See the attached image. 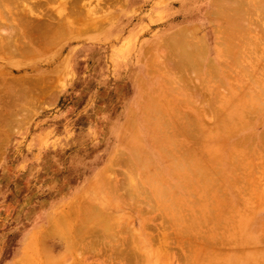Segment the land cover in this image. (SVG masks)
Here are the masks:
<instances>
[{"label":"rangeland","instance_id":"rangeland-1","mask_svg":"<svg viewBox=\"0 0 264 264\" xmlns=\"http://www.w3.org/2000/svg\"><path fill=\"white\" fill-rule=\"evenodd\" d=\"M116 1L118 0H103V3L108 5L110 10L104 12L105 14L103 11H99V13L94 12L95 14L91 20L93 24L86 28V32L81 36H74L65 39V41L61 40V42L57 43V46L53 47V50H50L42 59H22L19 63H16L17 65H15V67L11 68V72L6 70V72H10L9 74L12 77L25 78V76L27 77L35 74L34 70H36V66L33 65L38 63V70H47L50 72V77L52 76V79L54 77L53 80L57 77L62 85L59 87L56 86L57 88H54L52 92L48 91V94H46V92V95H42L45 96L42 98L43 100H40L41 98L39 97L37 99L39 102L36 100L34 104L37 105V107L33 105V109L30 107H22L23 110H18V108L14 110L12 108L13 111H9L11 107L15 108V105H11L9 109L7 105H4V107L0 105V110L3 111L4 109L3 113L0 114V264H15L17 259H19L17 260L19 264L23 262L26 263L27 261L31 263V260H34L35 257L38 260L37 254L28 251V249L32 248H27V245L25 246L24 244L29 233L37 231V234H40L47 231V215L49 208L56 205L63 207L64 204L68 203L74 196L79 194L88 184L95 180V176L103 167L105 168L108 166V160L112 156H115L117 153H122L124 157L121 163L109 165L107 167V169L110 170H107L108 177L115 178L112 183H117V180H119L121 185L124 186L122 188L125 189L126 186L123 182L126 184V176L132 174L133 178H135L136 175L133 174V171L129 172L127 170L128 167L124 164V160L125 158L127 159L128 154L130 155V153L133 152L126 146L124 141L122 142V136H124V139L129 138V140L133 141L137 135L139 140L141 139L142 146L146 148L149 131L144 127V122L141 119L140 110H142V107L139 106L138 108L137 106V103L143 102V99L142 97H138V90L133 87V82L135 79H140V77L142 79L152 78V80H155V84L152 88L149 89L145 87L148 93L149 91L152 92L151 89L153 88V90H158L163 87L164 89L168 88L169 86L167 82H165L166 80H163V62H167V58H171L170 52L177 51L183 55H190L191 59L188 63L190 66H186V73L184 72V75L189 74L192 79H189L191 83H188L189 86L191 85L190 88L194 87L192 89L197 90L203 97L201 104H203L205 99L216 98L215 93L217 91H219L218 96L220 97L218 103H216V99V101L214 100L216 107L221 103L220 98L222 97L229 99L231 95L238 96L243 93L245 95L247 92L251 97L254 93L249 90L255 89L258 91V88H256L257 86L252 87L253 82H251L250 85V81L255 80L254 85H256L258 84L257 80L260 82L264 78L262 77V75H264V72H262L264 71V20H262L263 22L261 20L258 21V16L260 12H264V8L262 11L259 10V8L255 9V6H264V0H243L245 1L243 6L237 5L236 7L232 4L231 7L229 6L227 8L228 15L231 14L235 18L240 17L239 9L242 11L241 14H243V10L249 8L251 14L250 15L248 12L249 16L255 18L257 21L252 20L249 25L251 31L249 30L248 34L241 33L236 29L237 36L234 40H229L222 36L221 45H216L215 51L213 50L215 46L213 41L214 24L208 22L207 17L203 14L211 10L212 7H214V11L218 9V6H220L218 1ZM61 2H63V0H49L48 4L43 5L40 9H44L56 19H61L64 13V10H61L63 6L59 5ZM82 2L90 4V7L92 6L93 9L99 0H81V3ZM56 8L61 11H58ZM263 12L260 17L264 19ZM182 25L193 27L195 32L185 36H175L173 34L174 31L169 33ZM92 26L93 29H91ZM233 26L235 27V23H233ZM236 28H241L240 23L236 24ZM132 29L135 30L136 36L126 40L129 36V32L133 31ZM123 41H126V43L124 44ZM197 42H202L205 45L207 44L201 49L203 52V50L207 48L204 50L205 53H202L200 49L196 48L195 43ZM232 42H235L239 47L232 48ZM122 43L124 45H122ZM142 47L147 48L151 52L147 54V61L146 59L142 61L138 57ZM120 48H122V50H120ZM157 49L159 52L154 54ZM217 51H227L228 54V57L225 59L226 61L219 66L212 64L214 59L218 57L217 53H215ZM199 52H201V54H199ZM45 61L48 62V64ZM1 65H3V63ZM224 69L227 73H230V76L226 78L223 76ZM221 72L222 74H220ZM259 72L261 75H256V73ZM196 75L198 76L197 78ZM191 76L194 77L192 78ZM263 81L264 79L261 82L263 83ZM244 86L247 88L244 89ZM240 90L244 91L239 93ZM226 91L229 92V94H225ZM49 95H51V97ZM172 95L176 98V105L174 104L173 107L171 106V109L174 111H171L170 118L175 114V120L182 117L183 121L185 120L192 125L190 129L192 132L191 137L195 135L193 142L196 141L197 143H194L196 144L194 147V144L191 142L193 139H191L190 142L193 144V149L198 152V156L203 158V161H198L203 163L204 159H209V149L217 135L215 131H204L206 128L209 129V125H213L210 124L213 118H211L210 123L209 119L208 122L206 119L208 116L209 118L213 117L211 116L212 112L205 111L207 117L203 114L204 117H199L200 121H198L196 109H194L197 102H186L185 99L182 100L180 95ZM247 96L244 97L247 99ZM260 97L259 101H262L260 104H264V95ZM177 99H181L183 103L178 104L177 102L180 100L178 101ZM259 101H257L258 107L260 106ZM198 102H201V99ZM208 102L205 101V103ZM211 102L213 103L212 100ZM201 104L198 105L201 106ZM131 108L134 111V118L130 127L122 131V124H124ZM6 111L8 113L10 112L7 114V117L3 115L6 114ZM261 111H257L259 112L257 114L254 113V116H250L254 117V119H252L253 117L250 119L255 125L253 131L256 133L264 131V110ZM216 116H221V114ZM250 126L252 127V124H250ZM13 128L14 130H10ZM219 129L221 131L226 130V128L222 127H219ZM212 135H214L213 138ZM187 139L181 141L183 145H180V147H186L187 141L189 140ZM142 140L145 141L143 142ZM121 144L124 145L122 146ZM187 145H189V143ZM196 146H198L197 150ZM188 147L189 146H187L186 149H188ZM124 154H126V156ZM252 162L255 167H257L256 171L253 170V172L247 170L248 167L244 165ZM214 163H218L219 167H215ZM225 164L226 157L223 160H213L210 166V168L215 167L216 173L218 172L217 176L215 175L216 173L214 174V171L210 170V172H213L214 177L220 178L219 180L216 179L217 181H223L222 184L225 185L223 186L225 190L221 189V182L215 181V187L212 188V186H210L212 191L215 190L213 192L210 191L211 194H209V189L205 191L201 185H198L201 191L199 187L195 189V191H187L185 194L186 196L184 195L185 197L182 196V198L187 199L188 196L187 201L197 198L196 201H199L202 199L201 196L203 194L202 200L205 205L202 208L197 207V210L200 208L202 212H204L208 205L207 212L209 213H206V215H209V218H212L213 215L214 217L219 215V217L223 218V226L220 225L222 221H219L220 223L217 225L211 224L208 220L209 223L207 222V224H205L206 228L204 227L206 230L204 228L202 229L204 234L209 231L215 234L219 233L218 237L220 238V236H222L221 238L223 240L226 235V241L234 243L227 245L225 244L227 242H224L225 245L222 247L219 240L215 241L212 248L214 251H218L215 252V254L219 253L218 256L214 254L216 263H246V259H250L248 257H264V250L256 253L252 248H264V241L260 240L261 237L264 238V205L261 204L264 202V151L257 155L255 154L254 157L252 155L247 157L242 165L244 169L242 170L239 168L241 174H238L239 176L236 175L239 178L242 173L244 174L242 175V178L244 177L243 179H241V177L239 178L241 181L239 185L236 182L238 180H232L234 185L233 182L229 180L233 175L231 174L230 168L233 164L228 169L226 168L228 165L226 164V166ZM135 166L138 167L137 165H134V167ZM235 166H237V164ZM154 167L157 168L160 166ZM235 168H238V166ZM239 169L238 172L237 169H235L236 174L240 173ZM244 170H247V172L245 173ZM234 171L232 169L233 173ZM247 173L248 177H245ZM219 174H221L223 178L220 177ZM236 176H234L235 179H237ZM227 179L230 181V185ZM246 180L247 182H245ZM212 181H214V179ZM224 181L226 183H224ZM108 183L111 184V181ZM217 183H219L218 188L221 190L219 191H224L225 195L224 193H220V195L218 193L219 191L217 192L216 189H214L217 188ZM213 184L215 183L213 182ZM144 185L146 186L147 184ZM120 190H122L121 186L119 191ZM123 190L122 192L125 193V190ZM207 191L210 197L213 196L211 198L207 196L210 200L205 196V192ZM175 192L177 193V191ZM106 193L107 195L105 196H100L98 194V200L108 202L110 196L108 192L104 194ZM194 193H196L197 196ZM177 194H179V192ZM192 195L195 198H193ZM206 199H208V201ZM202 200L200 201L202 202ZM209 201L210 203H215L209 206ZM110 211L113 216L119 217V220H127L130 227L132 226V220L136 217L135 212L133 210H128L124 204L112 206ZM229 213L231 214L232 223L235 220L237 221V224L234 222L237 229L234 223L232 226V223L228 222L231 221L229 220ZM159 215L155 214L156 217L154 216V221L152 222L157 224V228L160 225V228L157 230L155 226V229L153 223V227H150L148 232H155L153 234H156L159 231L158 233L161 234L160 230L168 226V224H165V226L161 228L166 220L165 222L163 221L164 223H161L165 217ZM224 222L230 223V225H225ZM239 222H243L245 226L249 224V226L244 229L242 225H238ZM260 222H262L263 225L257 224ZM252 224H256L255 227ZM239 226L242 228H238ZM222 227L226 229L228 233L223 232L225 230L222 229ZM137 228L138 225L135 222L127 246V249L135 253L133 264H162L161 258L158 257L159 254L155 250L157 242L155 241L153 245H148L142 231L137 230ZM257 228H259V230ZM168 229L169 231L171 230L170 228ZM59 230L58 232L60 234L61 232L63 233V228ZM58 232L56 231L57 235ZM171 232L172 230L169 233L173 236L170 237L172 247L169 243V250L173 248L180 252V242L173 245L176 236ZM54 234L55 233L52 235L54 236ZM53 236H49L47 240V249L50 253L53 252L55 256L65 255L64 244H59V242H57L59 241V237L57 238L55 235L54 238ZM182 238H178V240L181 241L180 239ZM249 241L252 244H248ZM193 243L198 244V242ZM36 246L37 245H34L32 247L36 248ZM176 246L179 247V249ZM245 246L248 250L250 247L253 250L247 251V248H245V251ZM231 247L233 252L228 253L227 249L230 248L231 250ZM237 247L239 250L244 249L243 252L245 251V253H250L248 255L245 254L246 256H240V254H237L234 250V248L237 249ZM175 250L170 251L177 254ZM24 253L25 257L23 255ZM41 253L44 258L43 252ZM214 255L210 257H214ZM178 256L179 255H177V257ZM31 257L34 258L32 259ZM104 257L105 255L101 256V258ZM21 258L23 261H21ZM73 258L75 259L76 257L73 256ZM88 258H92V256ZM206 258L208 257L204 259ZM25 259L28 260L25 262ZM36 259L33 262H35ZM92 259H89L88 262L90 263L92 261L91 263H96L95 258ZM179 259L177 261L178 264H190L186 262L184 258ZM76 260L81 259L76 258L73 260L71 258L70 260H66L67 262L65 261L64 264H73L72 262ZM29 262L27 263L29 264ZM33 262L31 264H33ZM250 264L254 263L251 262Z\"/></svg>","mask_w":264,"mask_h":264},{"label":"bare ground","instance_id":"bare-ground-1","mask_svg":"<svg viewBox=\"0 0 264 264\" xmlns=\"http://www.w3.org/2000/svg\"><path fill=\"white\" fill-rule=\"evenodd\" d=\"M48 1L49 0H0V63L1 64L3 63V65L0 64L1 65L0 103H3L0 105L3 107L4 105H7L8 109L11 107V105L12 106L15 105V108L11 107L9 111H11L12 108L14 110L17 108L18 110H23L22 107L25 108L30 107L31 109H33L34 106L37 107V105L34 104L39 97L41 98L40 100H43L42 98L45 96L42 95H46L49 93L48 91L52 92L54 88H57L60 85H62V83L59 81L57 77L56 79L58 80L56 79L53 80L54 77L52 79L51 78L52 76L50 77L49 75L50 72H48L47 70L45 71L42 70L43 72L41 70H38L37 69L38 63L33 65L36 66V70H34L35 74L27 77L25 76V78L23 76H20L23 78L12 77L9 74L12 70L11 68L15 67V65H17L16 63H19L20 60L22 59H28V58L42 59L47 55V53L50 50H53V47L57 46L56 44L61 42V40L65 41V39H69L74 36H78V35L81 36L84 32H86L85 29L90 27L91 24H93L91 20L93 19V16L95 14L94 12L99 13V11H103L104 13L107 12V10H110L108 8V5H105L103 3V0H99V2L96 3L93 9L92 6L90 7V4L88 3L85 4L84 2L81 3V0H63V2L59 4L60 6H63V8H65V9L61 8V10H64L63 18L56 19L52 17L50 13H47L44 9H40V7H42L43 5L48 4ZM216 1L220 3L218 9L214 11V7H212L211 10H209L207 13L204 12L203 14L207 17L208 22L214 24V28H213L214 29L213 41L215 44V46L213 47L214 51L217 47L216 45L218 46L221 45L222 36L229 40H234L235 37L237 36L236 29L241 33L243 32L245 34H248L250 30L249 29L250 23L252 22V20L253 21L256 20L255 18L249 16L250 14L249 8L244 9L243 14H241L242 11L239 9L240 11L239 18H235L231 14L228 15L227 8L229 6L231 7L232 4L236 7L237 5L243 6L245 2L243 0H234V1L216 0ZM258 8L259 10L262 11L264 6L261 5L255 6V9ZM262 12H260L258 16L259 18L258 21L264 20L263 18L260 17ZM233 23H235V27L233 26ZM238 23H240L241 28H236V24ZM93 26L91 27V29H93ZM172 32L175 36H185L190 33H194L195 29L193 27L182 25L177 27L176 30H172L169 33ZM135 33H136L135 30L129 32V36L126 40L130 39V37L131 38L135 37L136 36ZM123 43L125 44L126 41H123ZM123 43L122 45H124ZM203 44L204 43L202 42L201 43L197 42L195 43V46L197 49L201 50L203 46L207 45V44L206 45ZM231 45L232 48L239 47V45H237L235 42H232ZM120 50H122V48H120ZM204 50L203 52L205 53ZM158 52L159 51L157 49V51L154 54ZM201 52H199V54H201ZM149 53L151 52L147 48L142 47L141 50L139 51L138 57L142 61L144 59H146L147 61L148 58L147 54ZM215 53H217L218 57L214 59V61L212 59L214 63L212 61L211 62L212 64L219 66L226 61L225 59L228 57V54L227 51L226 52L217 51ZM170 54H171V58H167L168 59L167 62H163V66H164L163 77L165 78V79L163 78V80L164 81L166 80L165 82H167V85L169 86L168 88L164 89L163 86H162L163 88H159L158 90L156 89L153 90L154 89L153 88L151 89L152 92L149 91L148 93L147 92L148 90L146 91L145 87L149 89L152 88L153 85L155 84V80H152V78L142 79L139 76L140 79L139 78L135 79L133 82L134 83L133 87H135V89L138 90V97L140 98L142 97L143 99V102L137 103V106L138 108L139 106L142 107V110H140L141 119L144 122L143 124L144 127L146 128V130L149 131L147 136L148 141L146 143L147 144L146 148L142 146L140 141L141 139L139 140V137H137V135L135 136V139H133V141L129 140V138L124 139V136H122V142L124 141L126 146L130 148L131 152H133L130 153V155L128 154L127 159L125 158L124 160V164H126V167H128L127 170L129 172L133 171V174H135L137 177L135 176V178H133L132 174L127 175L126 173L127 175L125 178L126 184L125 182H123L124 185L126 186L125 189L122 188L124 186L121 185L119 180H117V183L116 182L112 183L115 178L108 177L107 170L108 171L110 170L107 169V167L109 165L111 166L113 164L121 163L122 160L124 159L122 153H117L115 156L109 158L107 164L108 166L105 168L103 167L102 170H100V172L95 176V180L90 184H88L87 187H85L79 194L74 196L68 203L64 204L63 207L60 205L51 206L49 208L47 215V224H48L47 231L40 234H37V231L30 232L24 242L25 246L27 245V248L28 247L32 248V249H28L29 252H34L35 254H37L36 256L39 259L37 260L35 257L36 264H64L66 260H70L71 258L73 260H75L76 258L81 259V260L73 261L72 262L73 264H133L135 253L127 249V246L129 243V236L131 232H133V225L135 224V222L138 225L137 230L142 231V234L145 237L148 245H153L155 241L157 242L155 250L159 254L158 257L161 258L160 260L162 261V264H178L177 261L179 258L182 259L184 258V260L186 262H189L190 264H217L216 259L214 258H216L215 255L218 256L219 253L215 254V252L218 251H214L212 248V245H214L215 241L219 240L220 245L222 247H224L225 244L227 245L234 244L226 241L225 234L223 240L221 238L222 236H220V238L218 237L219 233L215 234L214 232L209 231L206 232L207 234L206 233L204 234L202 232V229L205 227V224H207L208 220L210 221L211 224H217V225L221 221L222 222L220 223V225H222L224 221L223 218L219 217V215L217 217L216 216L214 217L213 215L214 218L213 217L209 218V215L208 216L206 215V213H209L207 212L208 205L207 207L205 206L206 208L204 212H202V209L200 208L197 210V207L202 208L205 205L204 201L202 200L204 196L203 194L201 196L202 199H200L202 200V202L200 200L196 201L198 198L187 201L188 196L187 199L186 198L183 199L182 196H184L187 193V191L188 192L195 191V189H197L200 185L203 188V190L205 189V191L209 189L208 190L209 194L215 191V190L212 191L211 189L215 187L216 185L215 181L219 180L220 178L218 179V177H216L218 172L216 173L215 167H219L218 163L215 164L216 161L214 163L215 167H211L213 170L210 168L211 164L213 163V160H217V159L223 160L226 157V164L228 165L227 166L225 164L227 166L226 168L228 169L233 164L232 165L233 168L230 167L231 174H233L234 176L236 175L239 176L238 174H241L240 169L242 170L244 169L242 165L244 164L247 157H249L250 155L254 157L255 154L257 155L258 153L264 151V131L260 133H256L255 131H253L255 129L254 128L255 125L253 124V121H251L250 119L255 114L259 113L257 111L264 110L263 109L264 104H260L262 101L261 102L259 101V98H261L260 96L264 95V81L263 83L261 82L264 78L263 79L261 78L262 80L260 79L261 81L259 82V80H257V78L254 76L258 81V84L256 85H254L255 80L250 81V85L251 82H253L252 87L257 86L256 88H258V91H256L255 89L251 90L249 88L250 89L249 91L251 92L253 91L254 93L251 96L253 98L249 96L248 92L246 93L248 96L246 94L244 95L243 93V94H239L238 96L231 95L229 99L222 97L220 98L221 103L218 104V106L216 107L215 104L219 102L218 100L220 97L218 96L219 91L216 90L217 91L215 93L216 98H208L207 99L209 101L208 102L204 96L205 100L203 101L204 104L203 105L201 104L203 97L200 95V93H198L197 90L192 89L194 87L190 88L191 85L189 86L188 84L191 83V81L189 80L191 79L189 74L184 75V72L186 73V66H190V64H188L191 59L190 55H183L182 53L177 51L170 52ZM46 63L48 64V62ZM6 70L10 72H6ZM220 74H222V72ZM229 74L230 73H227L225 69L223 70V76H225V78L230 76ZM257 74L261 75L260 72L256 73V75ZM197 77L198 76L196 75V78ZM262 77H264V75H262ZM193 81L192 83L194 84ZM170 86H172L173 88ZM244 87H245L244 89L247 88L246 86ZM243 91L240 90L239 93ZM227 93L229 94V92L226 91L225 94ZM172 94L180 95L182 100L185 99L186 102L192 101L193 103L197 102L198 104H201L200 106L196 103V107L194 108L196 109V117H198V121H200L199 117L202 118L203 114H205L206 112H212L211 116L213 117L209 118L208 116V118L206 119L207 122L209 119V123H210L211 118H213L212 122L210 123L213 125L212 126L209 125L208 127L209 129L206 128L204 131H215L217 132V135L214 138L213 144L209 149L210 150L208 154L209 159L207 160L204 159L203 163L199 162L200 160L203 161V158L198 156V152H196L192 147L194 143H197L196 141L193 142L195 135L191 137L192 132L190 129L192 125H190L189 122L187 123V121L185 120L183 121L182 117L177 118V120H175L174 118L175 114L172 116V118H170L171 111L173 110L171 108L174 106V104L176 105L175 102L176 98H174V95ZM49 96L51 97V95ZM244 96H247L248 98L246 99ZM200 99L201 102H198L200 101ZM177 100L178 101L180 100L179 102H177L178 104L183 103L181 99H177ZM211 100L213 101V103L211 102ZM214 100L216 101V103L214 102ZM37 101L39 102V100ZM205 101L208 103H205ZM257 101H259V105H260L259 107L257 106ZM1 111L2 110H0V114L3 113L4 109L2 112ZM9 113L6 111V114L3 115L7 117V114ZM133 114L134 111L131 108L128 112L124 124H122L123 127L122 131H125L130 127V124L132 123V120L134 118ZM220 114L221 116H216ZM251 115L253 116L250 117ZM204 116L207 117L206 114ZM252 119H254V117ZM250 124H252V127L250 126ZM219 127L226 128V130L221 131ZM10 130H14V128ZM213 137L214 135H212V138ZM185 139L188 140L187 142L189 143V145H187L188 144L187 143L186 147L184 146L180 147V145H183L181 144V141ZM190 140L193 144L190 142ZM195 145L196 144H194V147ZM187 146H189L188 149H186ZM197 147L198 146H196V150L198 149ZM124 155L126 156V154ZM236 164L238 168H235L237 167L235 166ZM134 165H137L138 167L136 166L134 167ZM244 165L248 167L247 170L252 172L253 170L256 171L257 169V167H255L253 162ZM154 166L156 167L160 166V167L155 168ZM232 169L233 171L237 169V172L239 169L240 173L236 174L235 173L236 170L233 173ZM207 170L208 172H210V170L214 171V174L216 173L215 174L216 178L213 176V172L208 173ZM247 170H244V172L246 173ZM219 175L220 177H222L221 174ZM233 175L232 177L234 178ZM242 175L244 174L242 173ZM242 175L240 176L241 179L244 178V177L242 178ZM237 176H236L237 179L235 178L233 179L232 177H230V179L228 177V179L231 182H233L232 180H238L236 182L239 185V182L241 184V181L239 180L240 177L238 178ZM245 177H248V173L245 174ZM213 179L214 181H212ZM109 181H111V184L108 183ZM230 181L228 183L229 185H230ZM213 182L215 184H213ZM217 182H221L222 187L225 186L224 184H222L223 181L220 180ZM245 182H247V180ZM224 183L226 182L224 181ZM144 184L147 185L145 186ZM218 185L219 183H217L216 186L217 188H214L216 189L217 192L220 190V188H218ZM120 186L122 190L123 189L125 190V193H123L122 190L120 191L123 194L119 191ZM210 186H212V188ZM222 187L221 189L225 190V187H223L224 189ZM175 191H177V193L179 192V194L182 191V193L179 195ZM208 191L205 192L206 198L213 197V196L210 197V195H208ZM220 191L218 192L219 194L224 193V191L222 192ZM105 192L109 193L110 200L108 202L98 200L99 198L97 197V195L99 194L100 196L101 195L105 196L107 195V193L104 194ZM117 192L121 193L122 195ZM208 199L206 200L208 201ZM213 203H210L209 206H211V204ZM118 204H124L125 207L128 208V210H133L135 212L136 217L132 220L131 227L129 226L127 220L125 219L119 220V217L117 218L113 216V214H111L110 211L111 207L117 206ZM261 204L264 205V202ZM158 213L159 214L161 213L160 215L165 217L161 223H164L166 220V222L162 224L161 228H163L165 224L166 225L168 224V226L165 227L166 229L164 228L166 231L164 229L160 230L161 234L158 233L159 231L158 232L156 231L157 233L153 234L155 232L152 231L153 233H151L148 232V230L150 229V227L151 228L153 227L154 222L152 221H154L153 219L155 214L159 215ZM229 220L231 221L228 222L232 223L231 214ZM234 222L236 223L237 221L235 220ZM230 223L224 222L225 225L226 224L230 225ZM235 223L234 226L237 229L236 227L237 223L236 224ZM155 224L156 223H154V228L155 226L157 228V224L156 225ZM257 224H262V222ZM238 225H242L244 229H246L247 226H249V224L245 226L243 222H239ZM252 225L255 227L256 224H252ZM167 227L170 228L172 230L171 233L176 236L175 237L176 239L172 238L175 240L174 241L175 243H173V245L176 244L177 242H180V246H181L180 252L173 248L170 249L172 251L175 250L177 254L169 250V243L171 241L170 237L173 236L169 234L171 230L169 231ZM61 228H63V233L61 232L60 234L58 231H60L59 229ZM158 228H160V225ZM238 228H242V227L239 226ZM222 229L224 228L222 227ZM257 229L259 230V228ZM224 230L225 231L223 232H226V229ZM56 231L58 232V235L60 234L59 236L57 235ZM53 233H55L54 236L52 235ZM55 235L57 238L59 237L58 238L59 241L57 242H59V244L60 243L64 244L63 247H65L64 248L66 252L65 255L55 256L53 252H51L52 253L51 254L47 249L48 245L46 243L47 240L49 239V236H53L55 238ZM179 236H182L183 238ZM178 238H182L183 240L182 239L180 240L183 242L179 241ZM261 238L260 240L264 241V238L263 237ZM193 242L196 243L198 242V244H194ZM224 242L227 243L224 244ZM250 243L251 242L249 241L248 244ZM34 245H37L38 247L37 246L36 248L32 247ZM177 248L179 249V247ZM245 248L247 247L245 246L244 249ZM252 248L256 253H258L259 251L261 252V250H264V248L261 249L259 248L260 250L258 249V247L257 248L255 247L256 250L254 247ZM252 248L250 247L249 250L250 251L253 250ZM244 249L239 250L238 247L237 249L234 248L236 253L240 254V256L245 254L248 255L250 253V252L245 253L246 249L243 252ZM227 250L228 253L233 252L232 247L231 250L230 248H228ZM249 250L247 248V251ZM41 252H43L44 258L42 257ZM178 253H180L181 256ZM23 255L25 257V253ZM103 255H105V257L101 258V256ZM177 255L179 256L177 257ZM211 255L212 256L214 255V257H210ZM73 256L76 258L74 259ZM89 256L95 258L96 263L94 262L91 263L92 261L89 263L88 260L92 259V258H88ZM205 257L208 258L204 259ZM31 258L33 259L34 257ZM248 258L250 259H246L247 261L246 263L243 262L240 264H250L251 262H253L254 264L255 263L264 264V257L262 256L248 257ZM17 260L16 262L18 263ZM27 260L25 259L24 261L26 262ZM34 260H31V263ZM21 261H23L22 258ZM16 262L15 264H17ZM27 262L26 263L23 262L22 264H28ZM35 262H33V264H35ZM31 263L29 262V264Z\"/></svg>","mask_w":264,"mask_h":264}]
</instances>
